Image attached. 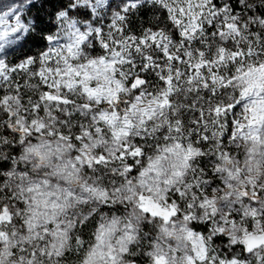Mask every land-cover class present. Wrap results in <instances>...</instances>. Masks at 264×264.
I'll list each match as a JSON object with an SVG mask.
<instances>
[{
    "label": "snow or ice",
    "instance_id": "6c2138e0",
    "mask_svg": "<svg viewBox=\"0 0 264 264\" xmlns=\"http://www.w3.org/2000/svg\"><path fill=\"white\" fill-rule=\"evenodd\" d=\"M0 264H264V0H0Z\"/></svg>",
    "mask_w": 264,
    "mask_h": 264
},
{
    "label": "rangeland",
    "instance_id": "374dc122",
    "mask_svg": "<svg viewBox=\"0 0 264 264\" xmlns=\"http://www.w3.org/2000/svg\"><path fill=\"white\" fill-rule=\"evenodd\" d=\"M6 2H11V0H6ZM17 2H18V0H17Z\"/></svg>",
    "mask_w": 264,
    "mask_h": 264
}]
</instances>
